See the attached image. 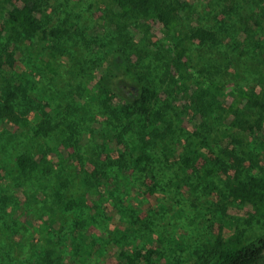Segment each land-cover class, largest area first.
I'll list each match as a JSON object with an SVG mask.
<instances>
[{
  "label": "trees",
  "instance_id": "1",
  "mask_svg": "<svg viewBox=\"0 0 264 264\" xmlns=\"http://www.w3.org/2000/svg\"><path fill=\"white\" fill-rule=\"evenodd\" d=\"M109 2L111 18L115 24L122 28L130 27L127 28L130 32L131 27L138 25L141 20L152 19L160 24L162 36L169 49L167 55L169 59L164 65L168 67V72L173 73L170 81L186 88L188 94L182 90L180 94L187 96L183 105L187 110L190 104L197 107L201 105L199 111L207 116L212 113L210 111L214 105H221L217 97L223 92L220 81L207 78L201 82L197 79L190 84L197 86L192 92L191 87L184 81L185 75L192 68L198 75H204L202 68H198L189 58L190 43H214L216 41L214 31L195 27L190 35L176 34L183 16L180 7L185 6L175 0H109ZM38 9L36 0H0V36L4 30L5 38L19 46L34 38L45 43L47 40L56 42L64 36L68 28L58 26L47 29L40 22ZM101 47L103 68L97 74L92 87L86 88L87 97L90 101L96 102L97 106V110L95 108L92 114L94 117L105 116L103 117L105 124L114 121L119 123V135L125 138L124 142L130 152L128 168L124 172L125 179L129 181L130 192L133 190L134 195L138 193L147 196L160 191L165 198L171 199L172 203L168 202L157 212L150 211L156 216L153 223L158 232L155 230L153 237L140 234L141 223L139 220L127 219L122 204L112 208L109 213L111 219L115 217L118 220L112 236L86 232L85 229L91 222L88 220L89 215L82 214L83 210L80 208L83 206L95 207V210L98 208L94 202L97 196L91 194L87 186L90 182V172L87 175L84 170L78 171L77 168L70 167L65 163L66 159L62 160V163L49 162L47 154L39 152L40 150L35 147L39 149L43 145V139L50 142L52 138H62L78 151L80 148L92 146L89 141L93 139L94 131L92 130L90 134L84 132L81 125L82 117L75 114L67 127L64 126V119L57 117L42 118L32 127L26 117H20L17 104L20 94L24 92L21 81L25 74L16 72V60L10 54L9 72H0V79L4 81L0 94V156L1 152L7 151L6 147L11 141H14V145L19 146L20 150L14 149L9 156L0 159L3 170V173H0V187L5 192L1 194L0 190V235L11 229L14 224L13 219L11 224V209L15 211L21 202L27 205L25 208H29L33 203L37 210L39 209V216L46 215L47 218H42L45 221L42 227L44 231L37 232L36 239H32L28 245L31 264H97L109 246L116 249L119 264H138V261H142L143 264H159L158 259L168 251L176 256L174 262L177 264H264V251L250 244L248 236L240 227L239 218L247 221L245 217H235L227 210L229 206H248L252 218L256 219V222H264V166H260L258 172L250 175L244 176L238 172L226 182L224 191L222 193L218 191L216 195L213 185L209 182H212L217 171L215 163L220 161L213 158V163H205L208 159L204 153V148H207L209 143L206 136L211 137L216 133L232 149L248 147V143L257 138L256 132L259 128L264 127V93L236 87L230 103L226 108L222 106L230 115V120H220L218 126H214L210 121L214 119L208 116L210 118L207 119L208 132L207 134L202 132L201 136L196 130L192 132L183 126L185 114L182 117L174 116L172 113L174 107L162 103L160 90L150 82L147 68L141 67L132 59V55L127 54L120 46ZM46 55L48 56L39 57L38 61L48 74L58 76L60 68L55 64L57 53L51 51ZM13 77L15 82L11 81ZM111 107H115L112 112ZM186 109L183 110L185 113ZM107 110L111 112L109 117ZM27 111L29 108L24 113ZM252 111L257 112V115ZM5 129L11 132H6ZM86 133L92 139H88L82 146L79 139ZM93 147L98 152V146ZM79 157L82 161V156ZM125 158V154L122 153L121 161ZM4 159H7V163H3ZM92 163L93 175L100 172L108 175L105 171L112 170L115 165L114 161L96 158ZM56 164L59 165L58 169ZM65 167L69 174L61 178L59 171L62 172ZM132 178L139 186L142 184L147 191H138ZM70 185H73L72 188L76 185L75 193L69 191ZM37 187L42 190V198H39L35 191ZM67 195L70 198H67ZM88 197L93 201L91 205L88 204ZM213 202L216 209L212 217L198 215L203 206L208 210ZM185 204H188V207ZM66 211H74L73 214L76 212L79 215L75 219V232L66 235V244L64 243L61 248L54 238L50 237L49 230L58 221L61 225L65 224ZM179 212L194 215L193 221L198 220L197 223L200 225L212 224V229L205 231L204 237L192 232L193 238L202 237L199 238L200 242L196 241L197 248L190 249L189 245H178L180 249L178 251L174 249L175 244L164 242L160 238L159 235L163 232L159 229L166 227L162 221L169 216L168 223L172 224L174 214ZM198 216L200 217L197 219ZM201 251L204 254H201ZM2 256L6 259H1ZM1 260L6 262L4 264H12L11 255L3 248H0L2 263ZM17 262L23 264L21 260Z\"/></svg>",
  "mask_w": 264,
  "mask_h": 264
},
{
  "label": "rangeland",
  "instance_id": "2",
  "mask_svg": "<svg viewBox=\"0 0 264 264\" xmlns=\"http://www.w3.org/2000/svg\"><path fill=\"white\" fill-rule=\"evenodd\" d=\"M39 6L38 17L40 22L47 29L58 26L68 28L64 36L56 42L49 40L42 43L37 38L25 42V45H17L6 39V32L3 30L0 36V72H9L10 54L15 58L17 73L25 74L21 81L24 89L23 94L17 104V111L20 117H26L31 122V127L38 124L42 118L48 119L57 117L64 119V126L67 127L73 115L82 117L81 125L84 132L93 134V139L86 133L84 137H79V143L84 146L88 139L92 146L85 149L80 148L76 151L69 146L62 138H52L46 142L44 139L41 147H35L39 152L47 154L49 162L57 161L68 163L70 167L77 168L78 171L84 170L90 177L87 183L91 194H96L94 202L98 208H80L81 213L89 215L91 222L85 230L88 234H105L112 236L115 226L118 225L117 218L111 219L110 211L122 204L127 219L130 221L139 220L140 234L155 236L157 229L153 223L155 214L163 205L171 202L170 198L160 191L143 196L134 195L135 191L130 192L129 181L125 179V169L128 168L129 148L125 144V138L119 135V123H104L105 116L92 114L97 110L96 102L90 101L87 97V86L92 87L97 74L103 68L102 47H122L127 54L132 55V59L141 67L148 69L150 82L160 90L163 104L174 107V116L183 115V126L196 130L201 136L208 132V122L211 116V125L218 126L220 120H230V115L222 109L227 107L232 97L234 89L242 87L246 90H254L264 93V0H175L182 6L183 16L180 19V26L176 30L178 35H190L195 27L209 28L216 34V41L197 44L191 42L188 50L189 58L198 67L202 68L204 75L192 68L185 75L184 81L191 87V92L197 88L192 81H205L207 78L220 81L223 85V92L217 95L221 105H214L210 114L207 116L201 113L195 104H190L188 110L183 106L187 96H182L180 91L186 88L180 84L170 81L173 73L168 72V67L164 63L169 59L168 46L163 38L161 27L158 22L152 19L141 20L138 25L131 27V32L117 26L111 18V4L109 0H36ZM19 4V2H17ZM125 35V37H123ZM57 53L58 58L55 64L60 68L58 76H52L44 69L38 61L39 57H47L48 52ZM170 53V52H169ZM138 59H137V57ZM58 68V69H59ZM163 69L165 73L163 74ZM151 70V71H150ZM3 72V73H4ZM12 74V73H11ZM4 75V74H3ZM9 78V77H8ZM193 79V80H191ZM15 82V77L11 78ZM89 83V84H88ZM4 81L0 79V94ZM27 97V98H26ZM1 98V97H0ZM202 99H204L202 97ZM29 111L24 113L26 109ZM115 107H111L110 111ZM186 109L185 113L183 110ZM107 110L109 117L111 112ZM182 112V113H181ZM254 113V111H252ZM257 115V112L254 113ZM65 116V117H64ZM256 117V116H255ZM6 132L11 130L5 129ZM257 138L248 143V147L232 149L226 141L216 133L209 138L207 148H204L205 163H213V158H218L220 162L215 163L217 171L212 178L213 190L216 195L218 191H224V185L238 172L242 175L254 174L259 171L260 166H264V127L256 132ZM5 136V135H4ZM74 139V138H73ZM73 139L71 141H73ZM25 143V140L23 141ZM98 146L95 149L93 146ZM7 151L1 152L0 159L9 156L14 149L20 150L19 146L14 145V141L6 147ZM247 150H250L248 152ZM1 151V150H0ZM7 152V153H6ZM244 152V154H243ZM125 154L124 161H121V154ZM82 156V161L79 156ZM107 156L109 159H107ZM102 159L115 162L113 169L105 171L108 175L100 172L91 173L94 168L92 160ZM7 163V159L3 160ZM57 165V164H56ZM59 165H57V169ZM69 169V168H68ZM59 171L61 178H65L69 173L65 167ZM99 172V171H98ZM0 173H3L0 165ZM128 178V176L126 175ZM132 181L137 186L138 191H147L138 182ZM69 186V191L75 193L76 185ZM1 194L5 192L0 187ZM38 197L42 198V190L37 187L35 190ZM148 193V192H147ZM213 198H215V196ZM19 196V194L17 195ZM169 197V196H168ZM67 198H70L67 195ZM80 198V197H79ZM88 204L93 203L88 197ZM68 200V199H67ZM66 200V201H67ZM65 201V202H66ZM64 202V201H63ZM64 202V203H65ZM21 202L20 207L15 211L11 209V229L0 235V248H3L11 255V263L18 264L21 260L23 264H31L28 245L36 239L37 232H43L45 215L39 216V209L32 203L29 208H25ZM188 207V204H185ZM210 206V207H209ZM199 210L200 216L212 217L216 209L214 202ZM15 207V205H14ZM13 208V207H12ZM190 209V208H188ZM230 215L235 217L244 216L247 221L239 218L240 227L249 238V243L260 247L264 251V222H256L249 214L248 206H229L227 208ZM74 211H66L64 214L65 224L61 225L58 221L49 230L50 237L54 238L56 244L62 248L66 244V235L75 232V219L78 217ZM73 214V215H72ZM172 224L166 217L162 223L165 229L160 238L164 242L175 244L174 249L180 250L178 245H189L190 249L197 248L193 233L201 234L212 229V224H198V220L193 221L194 215L190 213H175ZM196 217L197 219L200 217ZM139 218V219H137ZM124 223H127L124 221ZM217 226V225H216ZM190 231V232H189ZM216 231V227H214ZM158 232V230H156ZM152 236V237H153ZM198 236V235H197ZM189 249V248H188ZM115 248L109 246L106 254L99 259L97 264H119V258ZM172 252L163 254L158 259L159 264H177L174 262L175 255ZM201 254L204 252L201 251ZM17 256V257H16ZM4 260L6 257L2 256ZM18 258V259H16ZM3 261V260H1ZM6 262H0L4 264ZM138 264H143L138 261ZM181 264V263H180Z\"/></svg>",
  "mask_w": 264,
  "mask_h": 264
}]
</instances>
